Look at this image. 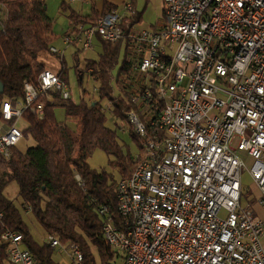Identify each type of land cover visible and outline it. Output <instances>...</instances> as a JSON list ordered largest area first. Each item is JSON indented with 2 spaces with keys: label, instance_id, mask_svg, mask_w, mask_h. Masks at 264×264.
Instances as JSON below:
<instances>
[{
  "label": "built area",
  "instance_id": "2783aa9c",
  "mask_svg": "<svg viewBox=\"0 0 264 264\" xmlns=\"http://www.w3.org/2000/svg\"><path fill=\"white\" fill-rule=\"evenodd\" d=\"M137 10L125 1L63 36L84 49L97 38L125 48L119 82L141 158L114 182L120 220L108 216L101 234L117 257L106 264H264V0H163V21L148 29L127 25ZM70 96L69 83L43 69L21 99H4L0 158L22 139L25 113L41 119L48 102ZM244 151L260 192L247 206ZM2 239L10 264H41L20 233ZM45 242L61 245L53 235ZM70 250L78 264L80 249Z\"/></svg>",
  "mask_w": 264,
  "mask_h": 264
},
{
  "label": "trees",
  "instance_id": "16d2710c",
  "mask_svg": "<svg viewBox=\"0 0 264 264\" xmlns=\"http://www.w3.org/2000/svg\"><path fill=\"white\" fill-rule=\"evenodd\" d=\"M125 1H131L136 8L139 0H122L121 4ZM67 4L65 0L61 3L62 7ZM118 6L119 3L104 0L101 9L92 5L87 14L71 10L69 17L75 24L86 25ZM142 13V9L137 10L127 25L140 22ZM71 31L70 26L67 32ZM55 39L45 0H0V81L3 84L0 105L6 98L17 101L24 96V83L35 82L40 71L46 69L39 56L50 52ZM97 41L102 50L97 58L88 60L86 69L90 68V75L98 81V99L88 101L84 90L79 100L71 95L66 100L48 102L41 119L25 113L22 139L28 138V144L19 148L21 139L10 159L0 158V264H10L9 244L2 239L5 230L20 233L22 246L39 263L58 264L52 258L55 247L34 238L21 209L4 194L11 181L18 183L23 209L30 208L27 212L47 235L80 249L83 258L78 264H106L116 260V252L102 237L101 230L108 216L116 222L120 220L114 189L117 178L105 169L92 168L88 158L96 149H101L114 156L110 164L117 168L119 177H128L139 162L141 152L135 155L124 152L116 128L106 124V110L101 103L107 99L112 115L129 124L126 114L133 104L119 82V77L127 71L124 45L122 41L111 43L100 38ZM61 63L56 73L68 83V67L63 57ZM58 105L75 121L74 128L58 121L55 114ZM129 135L139 141L132 125ZM76 174L81 183L76 180ZM102 208L107 211L105 214L100 213Z\"/></svg>",
  "mask_w": 264,
  "mask_h": 264
},
{
  "label": "rangeland",
  "instance_id": "374dc122",
  "mask_svg": "<svg viewBox=\"0 0 264 264\" xmlns=\"http://www.w3.org/2000/svg\"><path fill=\"white\" fill-rule=\"evenodd\" d=\"M63 0H45L46 12L51 18L52 30L55 34L56 39L54 44L60 50H63V58L65 64L68 67V83L70 85L71 95L75 100H79V97L83 94V91L86 90L84 98L88 101L92 99H98V94L96 88L98 86V81L95 77L91 76L88 70H86V65L89 59L97 58L102 50L101 45L98 42H94L93 46L88 49L82 48L79 43H73L65 45L63 43V36L70 28V17L69 14L71 10L79 11L82 14H87L91 6L94 5L98 9H101L103 6L104 0H75L71 2L70 0H65L66 7H62L61 3ZM120 2V0H114ZM161 0H147L144 4L143 0L138 1L137 7L143 8L142 19L140 22L136 23L137 29H148L153 28L154 24L162 19L161 15ZM163 21V19H162ZM40 60L44 62L47 70L52 72H57L61 67V56L53 54L51 52H42L40 54ZM76 66L79 68L76 69ZM78 79H81V83H78ZM102 105L106 110V124L111 128H116L117 130V139L120 144L123 146L124 152H131L133 155L139 154L141 148L139 147L140 140H134L130 135V125L124 120L116 119L110 112V103L107 99L102 100ZM55 114L58 121L65 123L71 127H75L76 123L73 119L68 118L62 106L58 105L55 107ZM21 147L23 144H28L29 140L24 136L22 139ZM236 144V140L234 142ZM243 161L246 163V167L242 168L241 172V181H242V191L243 195L241 198L242 205L247 206L251 203H254L260 195L259 189L252 180L249 167L251 161L246 151L239 152ZM114 159V156L108 155L101 149H96L88 158L89 165L96 169L101 170L105 169L107 172L112 173L115 178L119 177L117 168L112 167L110 160ZM4 194L10 198L14 204L21 209L23 216L29 228L31 230L34 238L39 242H45L47 237L46 232L40 225V223L35 219V217L22 207V200L19 195V186L16 181H11L7 184L4 189ZM264 241V238L262 239ZM96 261L98 262V255L95 254ZM52 258L58 264H77L74 261V255L70 250V245L63 244L54 248Z\"/></svg>",
  "mask_w": 264,
  "mask_h": 264
},
{
  "label": "crops",
  "instance_id": "0c3cea01",
  "mask_svg": "<svg viewBox=\"0 0 264 264\" xmlns=\"http://www.w3.org/2000/svg\"><path fill=\"white\" fill-rule=\"evenodd\" d=\"M112 1H114V0H112ZM121 1H122V0H120V2H117V1H114V2L119 3V4L121 5ZM139 1H140V0H139ZM143 1H144V0H143ZM146 2H147V0H146ZM161 2H162V3H161V15H162L163 0H161ZM137 8H138L139 10H140V9H143V8H139V7H137ZM143 10H144V9H143ZM78 12H79V11H78ZM162 17H163V15H162ZM160 22H162V19H160V21L157 22L156 24H154L153 26H157V25H159ZM69 24H70L71 27H73V25H74L75 23H74L73 20L71 19V21H70ZM135 25H136V24H135ZM95 42H98V41L95 40ZM26 145H27V144H23V147L26 146Z\"/></svg>",
  "mask_w": 264,
  "mask_h": 264
},
{
  "label": "water",
  "instance_id": "95a60500",
  "mask_svg": "<svg viewBox=\"0 0 264 264\" xmlns=\"http://www.w3.org/2000/svg\"><path fill=\"white\" fill-rule=\"evenodd\" d=\"M0 93H3V84L1 81H0Z\"/></svg>",
  "mask_w": 264,
  "mask_h": 264
}]
</instances>
